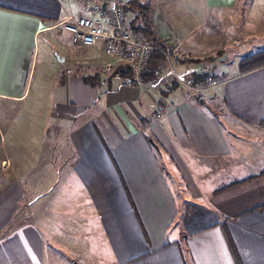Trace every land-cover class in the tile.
<instances>
[{
	"label": "crops",
	"instance_id": "crops-1",
	"mask_svg": "<svg viewBox=\"0 0 264 264\" xmlns=\"http://www.w3.org/2000/svg\"><path fill=\"white\" fill-rule=\"evenodd\" d=\"M241 1L200 0L192 10L184 1L149 3L153 31L162 33V13L176 32L198 16L186 37L158 35L157 45H178L174 64L184 77L214 73L221 85L208 94L212 105L203 97L206 107L183 86L160 91L97 76L94 49L47 29L66 19L64 8L79 11L73 4L0 0V104L30 101L19 108L25 112L0 106V264H52L48 247L68 249L79 262L264 264V176L257 177L264 172V67L241 74L242 58L219 71L186 62L226 53L213 35L187 43L210 21L215 33L210 15ZM50 67L54 95L33 96L37 71ZM86 77L98 78L95 86ZM31 199L41 223L25 216ZM44 199L56 225L47 237Z\"/></svg>",
	"mask_w": 264,
	"mask_h": 264
},
{
	"label": "built area",
	"instance_id": "built-area-1",
	"mask_svg": "<svg viewBox=\"0 0 264 264\" xmlns=\"http://www.w3.org/2000/svg\"><path fill=\"white\" fill-rule=\"evenodd\" d=\"M58 1L73 4L79 11L64 8L66 19L48 22L47 29L57 34H68L75 46L94 49L101 57L98 74L128 76L136 85H143L150 60L158 53L163 56L164 63L149 85L160 91L179 85L187 89L189 97H201L202 93L216 88L220 83L211 73L205 81L199 82L193 75L184 77L179 74L174 67L173 52L148 42L141 32L131 28L126 0ZM168 108L166 102L160 105L156 118L162 119Z\"/></svg>",
	"mask_w": 264,
	"mask_h": 264
},
{
	"label": "rangeland",
	"instance_id": "rangeland-1",
	"mask_svg": "<svg viewBox=\"0 0 264 264\" xmlns=\"http://www.w3.org/2000/svg\"><path fill=\"white\" fill-rule=\"evenodd\" d=\"M177 1H184V5L189 7L190 10H192V8L195 7L196 8L198 5H201L200 0H177ZM143 2L145 3H153L154 2L158 5L161 4V0H143ZM223 13L220 14V12H217L215 14L210 15V18H214L216 19L215 22H213L214 26H216L214 29V31H216L215 33H212V28H211V24L212 21H210L209 23H206L204 26H198L194 29V34L192 36V39H190L187 43V46H191L193 44V42L196 40V38L198 36H204V35H213L216 38L217 41V48H221L224 49L226 51V53L221 56V57H216V55H208V54H201L198 56H195L198 58V60H202L199 63L200 64H204V65H211L212 67L214 66L218 71L221 70L227 63V65H232L234 63H236L237 59L239 58H243L244 55H249V54H254L256 52H264V0H242L241 2L238 3L237 7L234 9H223ZM153 14V13H152ZM165 15L167 14H161L159 17L156 16L153 20H156L157 17L159 19V23L160 24V29L162 31L159 32L157 30H154V34L155 37L158 40V35L165 37L164 35H172L174 38L175 37V33H177L178 35H180L181 37H186V35L193 29V27L197 24V18L198 16H195V20H192L188 25H189V29L185 32H176L174 27L171 26L170 24L166 23V17ZM130 17L134 18V15L130 13ZM211 33V34H210ZM174 38H170L167 37V41L168 42H173ZM183 38H179V39H183ZM249 39V40H248ZM246 40H248L250 43L249 45H246V43H244ZM238 42H242V44L238 45V47L236 46V43ZM160 43V42H159ZM162 44V43H161ZM157 45V44H155ZM159 46V45H157ZM178 45H176L175 47H164L166 50L170 51V53L173 52V63H174V59L176 57V53L178 52L179 48H176ZM163 47V46H160ZM205 51H208V49H204L202 53H204ZM57 51L54 50V54L56 55ZM212 56V57H210ZM52 58V57H51ZM224 58H226V60H223ZM236 61V62H235ZM98 66V65H97ZM41 67V65H40ZM174 67H176V65L174 64ZM97 70H99V67H97ZM210 74V72H209ZM214 74V73H211ZM97 76H101L100 74H98ZM44 77H50L48 82L46 81L45 86L40 87V83L44 80ZM113 77V76H110ZM115 77V76H114ZM193 77V76H192ZM216 78V76H214ZM118 79H122L121 77H115ZM55 76H54V72L52 71L51 67L47 70L44 69L43 70L41 68H39V70L37 71L34 81L33 82V91H32V95H36V94H44V95H54L53 94V88L56 86V81L54 80ZM117 80V79H116ZM118 81V80H117ZM221 85V82L218 83V86L212 90H208L204 93H202L201 98H205L207 100L208 103H210V105H212V102L210 100V96L208 95L209 93H211L212 91H214L215 89H217L219 86ZM175 86H179V85H174ZM187 90V89H186ZM58 93H60V91H58ZM32 96V97H33ZM196 97V96H195ZM194 97V98H195ZM199 99V97H196ZM29 102L26 103L25 105L16 107L15 105H7L6 110L4 109V104H2L1 111H9V112H13V111H19V112H25V110H21L19 109L24 108V106H28ZM32 105V104H31ZM48 105V104H47ZM34 107L36 105H33ZM18 118H22V113H19ZM3 121V120H2ZM30 121V120H29ZM32 124H34V128L36 127L35 123L33 121H31ZM39 124V121H38ZM12 129H14L12 127ZM32 130V129H30ZM31 200H29V202H31ZM43 204V207L47 210V222H46V237L47 235H49V233L51 234V230L55 229V224L52 223V204H51V199L50 200H42L41 201ZM28 203L27 200L23 201V205L26 206V204ZM32 205V212L31 209H27L24 208L25 212L27 213V215L25 216H30L31 214H33V219L36 223H41L40 220H38L39 218V214H38V210H37V205L34 202ZM65 233V232H64ZM48 242H49V237H48ZM68 250V249H67ZM65 248L62 247H54L53 249L48 247V260L51 261V263L53 264V260L56 258L57 255L59 256H63L65 258H68V260L70 261L71 264L74 263H78V264H109V263H104L101 261H96V262H90V259H92L91 256L88 257L89 260L84 261V262H79L77 260H71L74 258V255L71 252H68ZM99 252H105V247H102V249ZM101 258H103L104 260L107 259L106 256H102ZM69 263V264H70Z\"/></svg>",
	"mask_w": 264,
	"mask_h": 264
},
{
	"label": "trees",
	"instance_id": "trees-1",
	"mask_svg": "<svg viewBox=\"0 0 264 264\" xmlns=\"http://www.w3.org/2000/svg\"><path fill=\"white\" fill-rule=\"evenodd\" d=\"M127 2V8L130 11L131 14L134 15V18L130 17V26L132 29L138 30L142 33L144 38L153 44H157V39L155 37L151 18H152V12L153 7L149 3L143 2V0H126ZM160 46V45H159ZM164 47V46H163ZM221 57V56H217ZM186 61V60H185ZM202 60L197 59H188L186 62L188 63H195L200 64L199 62ZM164 63V58L161 54H154L150 60L149 69L146 71L145 77H144V84H149L152 80L155 79V72L158 71V69L161 67V65ZM264 67V52H256L254 54H249L244 56L241 61L239 62V72L241 74H246L248 72H251L253 70L259 69ZM209 72L203 73V74H193V77L196 81H205V79L208 77ZM113 75L112 78H115L117 76ZM124 81L127 80L128 76H122L121 77ZM217 78V77H216ZM84 81L86 83L92 84L95 86V83L98 81V78L95 77H86L84 78ZM128 81V80H127ZM129 83V82H127ZM134 82H131L129 84H133ZM143 84V85H144ZM264 176V172H262L259 176ZM245 181L241 182H233L229 185L224 186L222 189L219 190V192L227 191L228 189L232 187H236Z\"/></svg>",
	"mask_w": 264,
	"mask_h": 264
},
{
	"label": "water",
	"instance_id": "water-1",
	"mask_svg": "<svg viewBox=\"0 0 264 264\" xmlns=\"http://www.w3.org/2000/svg\"><path fill=\"white\" fill-rule=\"evenodd\" d=\"M200 105L209 107L208 104L205 102V99L204 98H201ZM150 142L153 144V141L152 140H150ZM74 264H77V263H74Z\"/></svg>",
	"mask_w": 264,
	"mask_h": 264
},
{
	"label": "snow or ice",
	"instance_id": "snow-or-ice-1",
	"mask_svg": "<svg viewBox=\"0 0 264 264\" xmlns=\"http://www.w3.org/2000/svg\"><path fill=\"white\" fill-rule=\"evenodd\" d=\"M0 15H3V13H0Z\"/></svg>",
	"mask_w": 264,
	"mask_h": 264
}]
</instances>
